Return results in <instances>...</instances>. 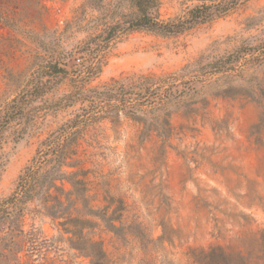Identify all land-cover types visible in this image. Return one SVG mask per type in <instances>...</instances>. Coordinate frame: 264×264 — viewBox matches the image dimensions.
Segmentation results:
<instances>
[{"label": "rangeland", "instance_id": "1", "mask_svg": "<svg viewBox=\"0 0 264 264\" xmlns=\"http://www.w3.org/2000/svg\"><path fill=\"white\" fill-rule=\"evenodd\" d=\"M161 1L164 19L200 3ZM83 2L0 0V110L35 75H60L44 96L23 104L32 117L26 132L19 135L12 126L5 132L0 200L15 190L41 142L89 105L55 103L79 81L93 76L90 89L128 76L171 75L192 64L191 76L182 80L198 91L189 103H174L146 122L122 112L91 119L70 137L91 189L89 205L78 202L73 216L97 223L85 233L103 241L107 264H199V256L214 247L263 264L264 0H248L179 35L133 32L100 62L78 50H93L100 39L88 23L96 12ZM64 50L73 52L66 60L60 56ZM228 56L234 62L227 72L205 74L208 68H199ZM56 60L69 76L54 73ZM110 204L124 207L114 221L117 232L86 210ZM33 226L41 239L57 240L59 249L49 256L58 264H93L70 248L72 234L50 217L27 214L25 229Z\"/></svg>", "mask_w": 264, "mask_h": 264}, {"label": "trees", "instance_id": "2", "mask_svg": "<svg viewBox=\"0 0 264 264\" xmlns=\"http://www.w3.org/2000/svg\"><path fill=\"white\" fill-rule=\"evenodd\" d=\"M246 1L200 0V3L188 7L184 14L164 19L161 0H84L82 7L96 12L88 23L97 29L100 39L93 48L97 49L94 54L91 53L93 50L85 47H79L78 50L100 62L106 57L107 50L133 32L146 31L164 36L183 34L226 16ZM72 53L64 50L60 56L66 60ZM53 62L51 65L54 73L63 72V78L69 76V72L60 67L59 61ZM232 62L231 56L221 57L205 65L200 64L199 68H208L205 74L224 73L230 70L229 64ZM190 67L192 64L178 73L162 77L141 75L113 79L100 87L87 89V84L93 79L89 75L85 81H79L80 86L55 101L60 108L78 102L89 105L83 109V113L68 120L41 142L30 164L19 175L15 190L0 200V264H58L57 258L49 256L52 250L59 249L57 240L41 239V232L35 230L34 226L26 230L27 214L50 217L63 227L64 232L72 234L68 238L70 248L91 258L93 264H107L103 241L92 240L89 233H85L86 228H93L97 223L73 216L72 210L76 209L78 202H83L86 207L89 205L88 192L91 189L86 179L87 170L80 167L81 161L75 157L78 153L74 148L75 141L70 137L80 133L81 128L91 119L97 121L122 112L146 122L148 116L154 117L158 115L157 112H166L174 103H189L198 92L189 82L182 86V80L191 76ZM45 76H49L46 81ZM59 76L35 75L28 87L0 110V168L7 156L3 149L6 130L12 126L19 135L26 132L32 117L27 116L23 104L44 96L43 92L49 88L47 85ZM66 183L71 185L70 189L66 188ZM111 206L106 205L98 210L88 207L86 210L101 218L107 228L117 232L119 228L114 221L122 218L124 207L120 205L111 209ZM198 263L251 264L242 253L222 247H214L202 253Z\"/></svg>", "mask_w": 264, "mask_h": 264}]
</instances>
